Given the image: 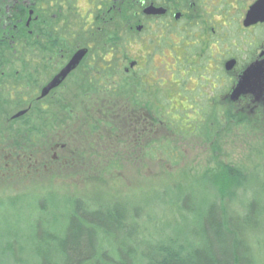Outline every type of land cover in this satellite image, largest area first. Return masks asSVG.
Returning a JSON list of instances; mask_svg holds the SVG:
<instances>
[{"label": "flooded vegetation", "instance_id": "obj_1", "mask_svg": "<svg viewBox=\"0 0 264 264\" xmlns=\"http://www.w3.org/2000/svg\"><path fill=\"white\" fill-rule=\"evenodd\" d=\"M96 4L100 11L104 8L120 11L126 4L134 8L132 16L121 19L122 31L129 28V34L123 36L130 40L127 51L121 52L115 60L116 65H110V59H106L108 65H95L101 59L94 58L88 48L0 51L3 64L0 67V107L16 106V112L7 119L13 124V130L41 138L57 131L61 127V108L57 115L52 113V106L60 102L59 91L68 80L78 71L87 69L91 85H97L105 78L102 72H114L118 67H123L126 76L135 72L134 102L139 109L144 101H150L161 109L188 111L185 125L180 129L182 133L189 131L205 141L207 132L215 137L223 130L221 123L227 116L224 108L231 113L228 120L231 123H236L240 112L248 121L264 120V0H0V41H12L15 38L12 31L22 24L31 36V24L37 20L40 34L35 38L45 41L54 36L61 41L62 10L74 11V24L78 22L79 11L84 22L93 24L95 16L91 11ZM36 8L40 17H36ZM77 36L75 29L72 40H77ZM136 48L139 49L137 59H131L132 50ZM80 49L88 50L81 64L59 87L42 98V91ZM157 57L162 60L158 65L155 64ZM167 63L173 65V70L167 84H160L161 68ZM150 73L155 78L149 77ZM171 81H175L177 87L172 86ZM194 82L197 84L191 89ZM20 113L25 114L14 118ZM47 115L60 122L38 123L45 121ZM2 116L0 113V118ZM155 117L153 114L152 118ZM169 121H172L170 117ZM141 141L140 137V144ZM60 148L65 146L56 145L42 158L27 155L25 146L14 148L8 154H18L15 160L24 161L30 169L40 172L41 168L47 171L55 163ZM52 152L54 156L50 158ZM39 164L40 167L35 166Z\"/></svg>", "mask_w": 264, "mask_h": 264}, {"label": "rangeland", "instance_id": "obj_2", "mask_svg": "<svg viewBox=\"0 0 264 264\" xmlns=\"http://www.w3.org/2000/svg\"><path fill=\"white\" fill-rule=\"evenodd\" d=\"M138 54V48L132 50L131 59H137ZM159 62L162 60L157 57L155 64ZM165 66L161 68L160 84H167L173 70V65ZM86 70L78 71L59 91L60 104L52 106V113L58 115L61 108V127L45 138L13 130L7 119L16 112V106L0 107L3 114L0 168L8 170L0 169V200L9 206L12 198L26 195L14 203L16 207L0 212V263L14 264L19 257L33 263L35 252L30 240L36 239L35 231L43 225L35 219L30 222L27 213L17 214L16 210L25 209L34 195L40 196L33 199L36 205H41L45 202L42 195L51 193L114 200L138 196L178 181L200 183L209 189L217 174L228 166L245 174L257 170L258 176L246 182V187L250 197L256 190L264 200V120L241 125L230 122L211 141H205L189 131L180 132L188 111L161 109L150 101H144L139 109L134 102L135 72L126 76L123 67L102 72L105 78L92 86ZM150 76L155 78L153 73ZM171 83L177 87L175 81ZM167 114L175 122V128ZM44 122L55 125L60 119L57 123L53 116L47 115L45 121L38 123ZM56 145L65 148L57 151V159L47 171L30 169L28 163L14 159L18 154H8L25 146L27 155L42 158ZM49 156L52 158L54 153ZM21 247L27 248L25 254L19 250ZM7 249L8 255L4 252Z\"/></svg>", "mask_w": 264, "mask_h": 264}, {"label": "trees", "instance_id": "obj_3", "mask_svg": "<svg viewBox=\"0 0 264 264\" xmlns=\"http://www.w3.org/2000/svg\"><path fill=\"white\" fill-rule=\"evenodd\" d=\"M92 10L93 24L84 22L80 11L74 24V11L63 9L61 41L54 36L45 41L35 38L40 34L39 20L31 24V36L22 24L12 31V41H0V51L88 48L94 58L101 59L95 65H108L106 59L116 65L130 40L123 36L129 28L122 31L121 19L132 16L133 5L100 11L96 4ZM35 11L40 17L39 8ZM75 29L78 36L73 41ZM224 112L223 128L231 114L225 108ZM238 119V125L250 122L241 112ZM171 124L175 128V122ZM212 138L207 132L206 140ZM257 173L245 174L226 166L209 189L178 181L114 200L51 193L42 195L44 204L36 205L40 196L34 195L25 209L16 212L27 213L30 222L35 219L43 225L36 229V239L30 240L35 252L32 264H264V200L256 190L250 197L246 187ZM23 196L9 198V206L0 200V212L16 207L14 203ZM19 250L25 254L27 248ZM4 252L8 255V249ZM14 260V264H28L20 257Z\"/></svg>", "mask_w": 264, "mask_h": 264}, {"label": "water", "instance_id": "obj_4", "mask_svg": "<svg viewBox=\"0 0 264 264\" xmlns=\"http://www.w3.org/2000/svg\"><path fill=\"white\" fill-rule=\"evenodd\" d=\"M88 50L87 49H80L78 50L69 63L66 65V67L50 82V84L42 91L41 97H46L52 90L59 87L62 82L67 78V76L73 72L82 62V60L87 56ZM25 113H20L14 118H18Z\"/></svg>", "mask_w": 264, "mask_h": 264}]
</instances>
